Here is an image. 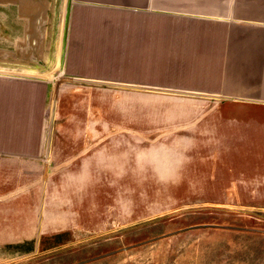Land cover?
I'll use <instances>...</instances> for the list:
<instances>
[{"label":"rangeland","instance_id":"1","mask_svg":"<svg viewBox=\"0 0 264 264\" xmlns=\"http://www.w3.org/2000/svg\"><path fill=\"white\" fill-rule=\"evenodd\" d=\"M53 91L0 168V264H264V127L110 90L55 116L37 239Z\"/></svg>","mask_w":264,"mask_h":264},{"label":"crops","instance_id":"2","mask_svg":"<svg viewBox=\"0 0 264 264\" xmlns=\"http://www.w3.org/2000/svg\"><path fill=\"white\" fill-rule=\"evenodd\" d=\"M0 25L9 42L0 46V168L25 165L12 153L27 152L22 129L43 128L60 49L62 78L130 88L61 82L56 116H84L70 110L74 99L90 105L92 91L110 90L129 94L120 102L137 112L192 105L201 111L181 116L263 130L264 0H0Z\"/></svg>","mask_w":264,"mask_h":264},{"label":"water","instance_id":"3","mask_svg":"<svg viewBox=\"0 0 264 264\" xmlns=\"http://www.w3.org/2000/svg\"><path fill=\"white\" fill-rule=\"evenodd\" d=\"M28 38H29V36H28ZM32 59L36 60V58H32ZM61 82L92 84V85H97V86L116 87V88H130L129 86H124V85H120V84H114V83H108V82H93V81L77 80V79H73V78H60L57 81L55 92H54V98H53V108H52V114H51V125H50L48 149H47V153H46V167H45V173H44V187H43V190H42V202H41V208H40V218H39V224H38V236H37V239L40 238V229H41V224H42V210H43L44 196H45V190H46L45 184H46V181L48 179V169H49V161H50V156H51L54 119H55V116H56L59 84ZM37 248H38V243H37L36 249Z\"/></svg>","mask_w":264,"mask_h":264},{"label":"bare ground","instance_id":"4","mask_svg":"<svg viewBox=\"0 0 264 264\" xmlns=\"http://www.w3.org/2000/svg\"><path fill=\"white\" fill-rule=\"evenodd\" d=\"M62 20V19H61ZM61 24H62V22H61ZM34 49H36V40H33L32 42H31V45H29L28 46V48H27V53H31L32 51H34ZM58 63H59V59H58V55H57V57H56V60H55V63H54V67L55 68H57V66H58ZM59 78H62V77H59ZM58 79V78H57ZM55 88H56V86L54 87V91H53V97H54V92H55ZM53 102V101H52ZM52 108H53V104H52ZM51 114H52V109H51ZM51 116V115H50ZM51 120V119H50Z\"/></svg>","mask_w":264,"mask_h":264}]
</instances>
